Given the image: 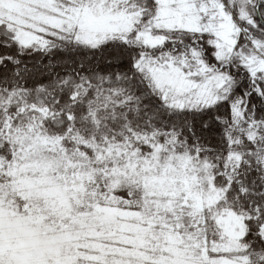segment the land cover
Listing matches in <instances>:
<instances>
[{
	"label": "snow or ice",
	"instance_id": "1",
	"mask_svg": "<svg viewBox=\"0 0 264 264\" xmlns=\"http://www.w3.org/2000/svg\"><path fill=\"white\" fill-rule=\"evenodd\" d=\"M0 264H264V0H0Z\"/></svg>",
	"mask_w": 264,
	"mask_h": 264
}]
</instances>
